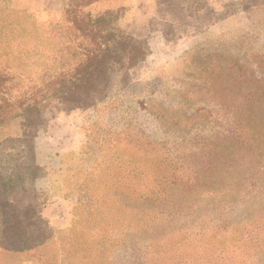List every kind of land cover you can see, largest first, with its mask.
I'll use <instances>...</instances> for the list:
<instances>
[{"label":"rangeland","instance_id":"obj_1","mask_svg":"<svg viewBox=\"0 0 264 264\" xmlns=\"http://www.w3.org/2000/svg\"><path fill=\"white\" fill-rule=\"evenodd\" d=\"M88 2L0 0V41L7 23L20 28L30 50L20 60L34 62L15 88L44 72L57 88L0 126V264H97L96 253L68 252L100 243L104 264H133L134 244L151 240L134 222L159 206L138 197L151 169L183 156L197 170L200 155L226 153L236 135L248 142L231 141L246 160L233 162L245 178L224 199L232 210L147 218L161 242L189 236L183 250L201 259L264 264V0ZM15 43H0V69L13 75Z\"/></svg>","mask_w":264,"mask_h":264},{"label":"trees","instance_id":"obj_2","mask_svg":"<svg viewBox=\"0 0 264 264\" xmlns=\"http://www.w3.org/2000/svg\"><path fill=\"white\" fill-rule=\"evenodd\" d=\"M86 1L91 3L95 0ZM88 3H85L84 5H87ZM68 6L69 4L67 7ZM5 27L7 35L4 34V38L0 41V43L4 45L5 49L9 42L15 43L17 40L18 42L15 43L14 46L18 49L12 58L15 61H19L15 65L16 75L9 73L7 71V67L0 69V126L6 123L12 116L22 114L43 97L57 91L54 82L46 77V72H44L45 78L42 76L40 77L41 82L39 85H32V87L24 90H19L18 87L15 88L14 83L16 80L20 78L25 79L26 77L24 76V71L26 70V67L34 66V62L26 63L25 61L21 62L22 60H20L21 57H26L30 53V50L22 52V48H20L22 41L17 39L18 36L16 34L23 33V31L19 30L20 28L16 26H11V23H7ZM4 49L3 55H6L7 52ZM234 138L235 140L240 141V143L244 141L245 143L248 142V139L243 135H236ZM235 140L230 139L226 142V153L225 151L220 152V150L216 147H212L211 149H208L207 154L200 155L197 161L198 163H196L198 165L197 170L192 168V164H190V162L184 161L183 156H177L174 162L165 164L163 168H161V164H157L151 169L154 176L153 186L148 190V194L138 197H142L141 201H147L149 203L153 200V202L158 203L161 208L158 206L157 208L143 210L147 211V214H143L144 218H139L136 222H134L136 223V226L134 227L139 228L138 231L146 233L148 231L151 233V240H147L146 243L140 245L134 244L132 249L133 264H147L148 261L152 264H163L162 261L170 262L171 264H201L204 262L205 264L220 263L219 261H221L223 257L214 256L212 251L207 260L201 259L200 256H196L195 254L191 255L190 253L184 251L183 247L186 246L189 236L172 243L161 242L164 234L158 231L155 232L156 225L153 224V220L147 217L149 215L161 217L163 218V221H167V225H170L176 220L184 218V216L186 217L191 215L190 213L185 214L183 212V209L185 208L196 209L197 207H202L207 208L206 210L208 211L220 208H229L232 210V201L226 203L224 202V199L238 193V187L242 183L241 178H245L241 174H237L236 176V174L232 172L235 167L233 162L234 159L241 161L244 160V162L246 161L240 157L244 154V147L241 146V144L238 148H234V146H232V142L234 143ZM181 167L187 172H182L180 170ZM203 172H205V174L210 173V178H204L202 176ZM251 186L252 189L250 188V191L256 190V188H254L255 183H251ZM175 190H179L181 197L184 198V201L181 200L180 203H177L175 197H173V192H175ZM204 193L209 197L206 199H193ZM181 204L182 207L180 206ZM142 209L143 208H139L138 210ZM129 225L130 224H127L126 228H129ZM226 225L227 224H224L223 227L225 228ZM143 227H145V229ZM201 230L202 232L204 231L203 228H201ZM182 232L188 233L186 228H182ZM196 234L202 233L196 232ZM249 240L253 241V236L249 237ZM220 241L223 243V240ZM103 245L104 243L96 244L93 248L81 250L79 252L76 248H73L68 253L73 252V257H76L79 253L81 258L88 259L90 254L93 252L96 253L97 264H104L107 255L105 254L106 249L103 248ZM217 245L220 246L219 244ZM28 247L29 246H18L16 249L24 250ZM97 247H99V249ZM193 248H197L196 244H194ZM146 254L151 255V260L150 258L149 260H145ZM159 255H163L162 261L159 259ZM2 262L4 264L6 263V260H2Z\"/></svg>","mask_w":264,"mask_h":264}]
</instances>
